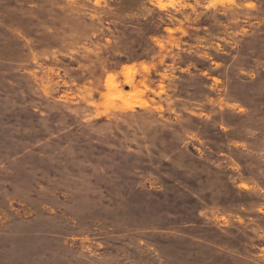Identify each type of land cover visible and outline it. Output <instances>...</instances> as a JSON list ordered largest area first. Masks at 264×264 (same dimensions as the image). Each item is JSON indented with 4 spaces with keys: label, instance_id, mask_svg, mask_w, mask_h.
I'll list each match as a JSON object with an SVG mask.
<instances>
[{
    "label": "rangeland",
    "instance_id": "374dc122",
    "mask_svg": "<svg viewBox=\"0 0 264 264\" xmlns=\"http://www.w3.org/2000/svg\"><path fill=\"white\" fill-rule=\"evenodd\" d=\"M0 264H264V0H0Z\"/></svg>",
    "mask_w": 264,
    "mask_h": 264
}]
</instances>
